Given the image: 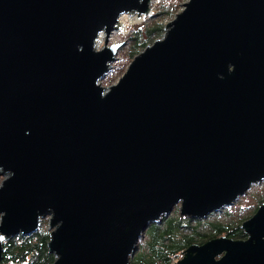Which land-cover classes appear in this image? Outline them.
<instances>
[{"label":"water","instance_id":"obj_1","mask_svg":"<svg viewBox=\"0 0 264 264\" xmlns=\"http://www.w3.org/2000/svg\"><path fill=\"white\" fill-rule=\"evenodd\" d=\"M134 10L0 0V259L48 215L51 264H130L174 207L202 219L264 180V0H187L104 87L120 43L95 38ZM240 228L173 264H264V204Z\"/></svg>","mask_w":264,"mask_h":264},{"label":"trees","instance_id":"obj_2","mask_svg":"<svg viewBox=\"0 0 264 264\" xmlns=\"http://www.w3.org/2000/svg\"><path fill=\"white\" fill-rule=\"evenodd\" d=\"M163 31V26L157 23L136 26L134 33H131L129 37L132 41L130 52L133 56L137 55ZM191 222L195 225L188 228ZM203 222L198 219L182 218L179 214H175L172 217H163L161 223H150L146 229L150 235V241H145V251L136 254L131 264H157L158 262L169 264L172 257L176 256L179 251L183 252L182 249L193 244V241L196 242L197 237L200 240L197 242L203 243L208 239L223 235L232 239L243 238L245 235L240 228L241 224L224 225L219 222L210 223L208 231H197L199 224ZM180 228H185L187 231L182 233L179 231ZM48 240L49 232L43 229L29 236L19 234L17 237L6 239L2 245L0 264H51L54 256L48 252Z\"/></svg>","mask_w":264,"mask_h":264},{"label":"rangeland","instance_id":"obj_3","mask_svg":"<svg viewBox=\"0 0 264 264\" xmlns=\"http://www.w3.org/2000/svg\"><path fill=\"white\" fill-rule=\"evenodd\" d=\"M186 1L187 0H149L148 1L149 10L145 13L146 14L145 16H142L138 20V22L129 25L124 30L120 29L119 25L117 24L115 29H113L109 33V36L105 35L103 41H101L98 46L97 44H95L96 49L99 50L104 47H111L115 44L120 43L119 46L115 49V53L113 54V61L109 62V67L106 73L101 78H99L100 85L104 87H108L116 83L117 80L122 76V74L125 72V70L129 66L131 60L134 58L133 54L130 52V46L132 44V41L130 40L129 37L131 33H134L136 26L141 25V24L150 25V23H157L158 25H162L164 28V31L160 36L156 37L155 39L161 38L165 32V25L175 17L176 13L182 10V5ZM129 15H133V14H129ZM3 179H4V175L0 174V186H1ZM261 204H264V180L258 184H254L250 186L247 192L243 196H241L240 199H238L234 203V205L229 206V207H224L221 211L213 212L212 214L208 215L205 218L198 219L204 222L199 224L197 231H201V230L208 231V227H209L208 225L210 223H215V222H219L224 225H240L245 219L249 218L255 212L257 207ZM175 214L176 215L179 214L177 206L174 207L171 214L168 215L167 217H172ZM180 217L188 218V217H183V216H180ZM194 225L195 223L191 222L188 228H192L194 227ZM39 229L47 230L49 232L48 215L40 219V226L38 230ZM179 231L182 233H185L187 229L180 228ZM19 234L21 233H16L12 235L11 237H9V239L13 237H17ZM30 234H25V236H29ZM245 236L246 235H244V238ZM6 239L8 238H4V240L2 241V245ZM148 240L150 241V235H148V231L146 230L143 237L139 239L137 249L134 255L130 258V264H131L132 258L136 254L142 253L145 251L146 246L144 243H146ZM195 240L196 242L193 241V243H198L197 241H200L198 237ZM184 249H182V251ZM182 256H183V253L179 251L176 256L172 257L169 260V264H173L174 262L182 258ZM157 264H160V262H158Z\"/></svg>","mask_w":264,"mask_h":264},{"label":"bare ground","instance_id":"obj_4","mask_svg":"<svg viewBox=\"0 0 264 264\" xmlns=\"http://www.w3.org/2000/svg\"><path fill=\"white\" fill-rule=\"evenodd\" d=\"M149 1V0H148ZM148 10H149V6H148ZM129 14H133V15H129ZM145 13H138L136 10L134 11H130V12H123L118 16V22L116 23V25H119L120 29H125L127 28L129 25L138 22V20L142 17L145 16ZM116 25L109 31V33L115 29ZM109 33L107 34V32L104 31H100L97 35V37L95 38L94 41V48L95 44H97V46L100 44L101 41H103L105 35L109 36Z\"/></svg>","mask_w":264,"mask_h":264},{"label":"flooded vegetation","instance_id":"obj_5","mask_svg":"<svg viewBox=\"0 0 264 264\" xmlns=\"http://www.w3.org/2000/svg\"><path fill=\"white\" fill-rule=\"evenodd\" d=\"M246 237H247V236H245V238H244V237H243V238L246 239ZM243 238H239V239H243ZM200 244H201V243H200ZM182 253H183V252H182ZM181 255H182V254H181ZM217 258H218V257H217Z\"/></svg>","mask_w":264,"mask_h":264}]
</instances>
